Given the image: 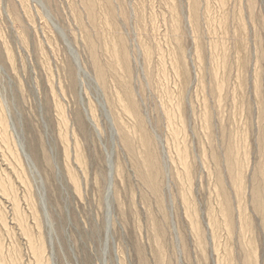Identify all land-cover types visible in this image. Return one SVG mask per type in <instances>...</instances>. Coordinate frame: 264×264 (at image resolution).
Segmentation results:
<instances>
[{"label":"rangeland","instance_id":"rangeland-1","mask_svg":"<svg viewBox=\"0 0 264 264\" xmlns=\"http://www.w3.org/2000/svg\"><path fill=\"white\" fill-rule=\"evenodd\" d=\"M0 264H264V0H0Z\"/></svg>","mask_w":264,"mask_h":264},{"label":"bare ground","instance_id":"bare-ground-1","mask_svg":"<svg viewBox=\"0 0 264 264\" xmlns=\"http://www.w3.org/2000/svg\"><path fill=\"white\" fill-rule=\"evenodd\" d=\"M87 116H88V115H87ZM87 118H88V122L90 123V125L94 127V123H93V121H92L91 117H90V116H88Z\"/></svg>","mask_w":264,"mask_h":264},{"label":"water","instance_id":"water-1","mask_svg":"<svg viewBox=\"0 0 264 264\" xmlns=\"http://www.w3.org/2000/svg\"><path fill=\"white\" fill-rule=\"evenodd\" d=\"M110 188H111V177H109V185H108V192L110 191Z\"/></svg>","mask_w":264,"mask_h":264}]
</instances>
